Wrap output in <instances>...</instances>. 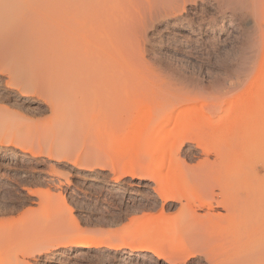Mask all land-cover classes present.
<instances>
[{
	"label": "rangeland",
	"instance_id": "obj_1",
	"mask_svg": "<svg viewBox=\"0 0 264 264\" xmlns=\"http://www.w3.org/2000/svg\"><path fill=\"white\" fill-rule=\"evenodd\" d=\"M263 169L264 7L0 0V264H217Z\"/></svg>",
	"mask_w": 264,
	"mask_h": 264
},
{
	"label": "bare ground",
	"instance_id": "obj_2",
	"mask_svg": "<svg viewBox=\"0 0 264 264\" xmlns=\"http://www.w3.org/2000/svg\"><path fill=\"white\" fill-rule=\"evenodd\" d=\"M245 4L247 2L243 5L246 6ZM249 5L263 8L264 0H249ZM254 175L256 174L254 173ZM245 187V190L247 189L245 194L237 198L234 197V194H229L230 197L227 198L226 188L220 192L225 214L221 215L218 221L210 224L211 228L216 230L225 242L222 246V253L218 256L219 258H216L217 264H264V213L261 212L264 209V183L253 182L246 178ZM69 242V246L62 250L69 253L70 256L80 252L99 251V247L95 245L97 242L94 243L89 237H75L71 238ZM153 250L154 248L149 247L135 251L127 255V259L140 261L142 259L140 254L145 253L151 255L156 261L169 263Z\"/></svg>",
	"mask_w": 264,
	"mask_h": 264
},
{
	"label": "snow or ice",
	"instance_id": "obj_3",
	"mask_svg": "<svg viewBox=\"0 0 264 264\" xmlns=\"http://www.w3.org/2000/svg\"><path fill=\"white\" fill-rule=\"evenodd\" d=\"M217 10H220L222 8V5H216Z\"/></svg>",
	"mask_w": 264,
	"mask_h": 264
}]
</instances>
